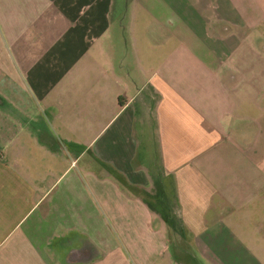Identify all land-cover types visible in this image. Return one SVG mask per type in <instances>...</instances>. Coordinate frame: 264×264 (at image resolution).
Instances as JSON below:
<instances>
[{
	"label": "crops",
	"instance_id": "1",
	"mask_svg": "<svg viewBox=\"0 0 264 264\" xmlns=\"http://www.w3.org/2000/svg\"><path fill=\"white\" fill-rule=\"evenodd\" d=\"M262 24L264 0H0V264H124L133 233L264 264Z\"/></svg>",
	"mask_w": 264,
	"mask_h": 264
},
{
	"label": "rangeland",
	"instance_id": "2",
	"mask_svg": "<svg viewBox=\"0 0 264 264\" xmlns=\"http://www.w3.org/2000/svg\"><path fill=\"white\" fill-rule=\"evenodd\" d=\"M264 37V24L257 30ZM260 51L264 52V38L260 44ZM136 236L135 233L126 237L119 236V256L124 264H170L169 260H174L176 253L167 244L161 246L160 237L150 235ZM163 242V241H162ZM168 242V241H167Z\"/></svg>",
	"mask_w": 264,
	"mask_h": 264
}]
</instances>
